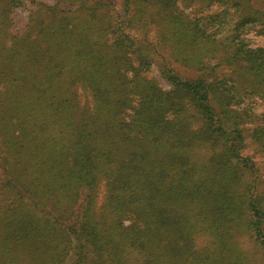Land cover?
Wrapping results in <instances>:
<instances>
[{
	"label": "trees",
	"instance_id": "1",
	"mask_svg": "<svg viewBox=\"0 0 264 264\" xmlns=\"http://www.w3.org/2000/svg\"><path fill=\"white\" fill-rule=\"evenodd\" d=\"M251 1L0 0V264H264L240 96L211 74L243 69L264 101ZM135 30L200 73L159 63L162 87Z\"/></svg>",
	"mask_w": 264,
	"mask_h": 264
},
{
	"label": "rangeland",
	"instance_id": "2",
	"mask_svg": "<svg viewBox=\"0 0 264 264\" xmlns=\"http://www.w3.org/2000/svg\"><path fill=\"white\" fill-rule=\"evenodd\" d=\"M45 1V0H40ZM49 1V0H46ZM114 1V6L119 9L120 0H112ZM253 5L256 7H260L264 9V0H252ZM219 5L217 2L210 5V9L205 7L203 10L214 11L217 10ZM191 9H187L186 11H190ZM25 16V12L23 10H19L17 13V18L22 19ZM133 35H135L139 40L145 41L146 43H150V55L153 58V63L151 69L149 71L150 76H155L159 78L160 85L164 88H168V83L159 77L157 65L159 63H165L170 66L177 74L181 77L188 78L193 77L194 75H198L200 72L186 68L180 65L175 61L172 50L169 46L160 43L156 37L155 31L150 30L147 33L144 30H135L133 31ZM244 37L247 39L250 46H262L264 47V34L258 30L257 27L250 28L244 33ZM220 53H214V56L219 57ZM217 62L211 64L212 66L216 65ZM211 74H214L217 79L225 80L230 87V94L234 97H239L236 101V107H239L244 116V122H241V127L244 130L245 134V147L241 150L243 156L248 157L252 160L255 166L258 169V174L261 176L262 181L264 183V147L261 144H258L253 140L252 134L254 128L258 126H264V101L261 100L254 93L252 94V78L247 77L241 68L233 69L229 67H216L212 71ZM210 75V74H209ZM210 79L212 77L210 76ZM102 193L98 196L97 205L101 202Z\"/></svg>",
	"mask_w": 264,
	"mask_h": 264
}]
</instances>
